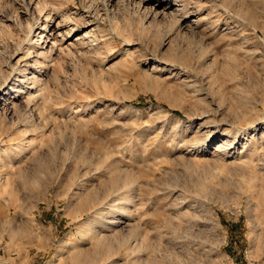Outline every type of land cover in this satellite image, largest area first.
<instances>
[{"label": "rangeland", "instance_id": "obj_1", "mask_svg": "<svg viewBox=\"0 0 264 264\" xmlns=\"http://www.w3.org/2000/svg\"><path fill=\"white\" fill-rule=\"evenodd\" d=\"M0 264H264V0H0Z\"/></svg>", "mask_w": 264, "mask_h": 264}, {"label": "bare ground", "instance_id": "obj_2", "mask_svg": "<svg viewBox=\"0 0 264 264\" xmlns=\"http://www.w3.org/2000/svg\"><path fill=\"white\" fill-rule=\"evenodd\" d=\"M104 1V0H103ZM146 13V12H145ZM157 14V13H156ZM148 15V14H147ZM49 20V19H48ZM47 29V28H46ZM71 31H73L72 29H71ZM46 40V39H45ZM229 135V134H228Z\"/></svg>", "mask_w": 264, "mask_h": 264}]
</instances>
